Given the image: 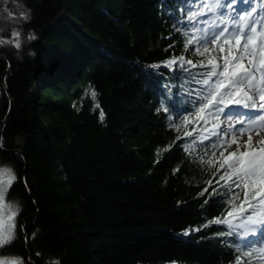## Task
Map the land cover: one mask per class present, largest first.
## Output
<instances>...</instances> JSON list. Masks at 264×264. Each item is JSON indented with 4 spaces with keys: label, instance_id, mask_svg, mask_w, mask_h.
I'll return each mask as SVG.
<instances>
[{
    "label": "trees",
    "instance_id": "1",
    "mask_svg": "<svg viewBox=\"0 0 264 264\" xmlns=\"http://www.w3.org/2000/svg\"><path fill=\"white\" fill-rule=\"evenodd\" d=\"M177 3L0 0V40L22 34L20 49L0 44V166L15 173L6 196L18 213L1 254L24 264H232L216 237L223 226L192 231L220 215L222 198L198 195L212 177L182 145L212 125L193 117L177 131L167 119L199 86L179 68L151 67L222 55L184 50L169 16Z\"/></svg>",
    "mask_w": 264,
    "mask_h": 264
},
{
    "label": "snow or ice",
    "instance_id": "2",
    "mask_svg": "<svg viewBox=\"0 0 264 264\" xmlns=\"http://www.w3.org/2000/svg\"><path fill=\"white\" fill-rule=\"evenodd\" d=\"M169 16L183 37L186 52L191 48L199 56L217 51L222 54L219 59L213 55L199 62L173 55L162 64L151 66L169 71L179 68L187 74L185 84L199 86V90H184L188 99L177 109L182 114L167 116L177 131L181 124L191 123L193 117L205 126L212 125L206 128V135L193 136L195 128L186 132L185 136L193 138L182 145L185 153L195 154L194 162L207 166L204 170L212 177L198 195L204 196L212 188L208 199L222 198L220 215L192 231L223 226L216 237L226 238L222 242L232 248V264H264V137L256 141L259 147L253 144V133L260 136L264 132V0H178ZM19 19L27 20V13H21ZM21 35L15 30L0 44L20 49ZM27 39L35 37L29 35ZM89 91L95 101V91ZM95 106L99 109L98 103ZM160 108L166 113L173 111L171 105L163 102ZM99 118L104 119L102 110ZM245 134L247 140L241 145L238 137ZM233 144L236 150L228 151ZM4 174L8 176L6 182ZM15 180L12 169L0 167V247L14 239L13 231L5 232L2 213L5 183L11 185ZM213 180L219 187H213ZM17 214L12 212L9 219ZM0 264L24 262L20 258L0 259Z\"/></svg>",
    "mask_w": 264,
    "mask_h": 264
},
{
    "label": "rangeland",
    "instance_id": "3",
    "mask_svg": "<svg viewBox=\"0 0 264 264\" xmlns=\"http://www.w3.org/2000/svg\"><path fill=\"white\" fill-rule=\"evenodd\" d=\"M237 127H239V125H237ZM261 137H264V132H261L260 136H256L255 133H253V144H254V146L259 147V145L256 144V141L259 140ZM238 140L243 145L244 142L247 140V134L243 135L242 137H238ZM0 167H2V166H0ZM2 178L6 182L8 180L7 174H4ZM9 186L10 185L5 183V201H4V209H3V213H2V219L4 221L5 232H8L10 230L14 232L15 231V217H12L11 219H9V217L12 216V212H14V211L17 212V210H16L15 205L7 199L6 195H7V191L9 189ZM4 246L0 247V250ZM12 258H18V257L10 255V254H1L0 253V259H12Z\"/></svg>",
    "mask_w": 264,
    "mask_h": 264
}]
</instances>
